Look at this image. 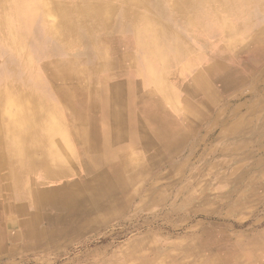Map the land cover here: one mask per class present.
I'll return each mask as SVG.
<instances>
[{
    "label": "bare ground",
    "instance_id": "1",
    "mask_svg": "<svg viewBox=\"0 0 264 264\" xmlns=\"http://www.w3.org/2000/svg\"><path fill=\"white\" fill-rule=\"evenodd\" d=\"M101 2L103 15L96 7ZM144 2L90 1L86 8L88 17L72 23L69 29L75 39L70 44H60L37 32V12L25 0H7V16L14 22L17 38L4 39L2 13L5 15L6 11L0 9V95L19 98V109L16 103L12 104L15 117L8 111L1 112L4 116L0 118V133H4L2 142L8 149L6 158L25 164L21 170L9 166V173L22 171L28 177L35 171L43 182L39 186L52 183L46 191L37 193L33 203L50 206L52 202V209L59 212L52 218L56 225L52 229L53 238L64 234L66 228L77 232L98 222V218L83 222L71 220V215L90 211H109L111 217L117 215L114 210L123 206L121 200L128 190L121 179L122 165L132 160L125 154L129 146H137L145 156H142L145 166L136 173L135 181L177 155L183 138L174 139L170 144L157 143L164 139L157 129L167 109L180 114L179 83L186 81L193 87L204 76L209 83L219 81L223 83L222 90H230L244 83H255V68L264 62V52L252 50L256 44L250 42H246L250 51L245 44L242 56L239 53L224 56L226 50L243 44L246 37L244 24L230 20L237 15V0H161L163 6L159 0H150L148 7ZM245 4L254 13L255 24L264 19L260 12V7L264 11V0H245ZM118 8L120 12L113 16ZM208 49L219 57L208 61L210 65L204 70H198L199 60H205L202 53ZM114 70L117 74L109 78L112 81L92 78V73L98 77L101 72ZM57 80L63 83L55 87L53 82ZM136 82L134 91L129 83ZM141 83L150 95L142 93ZM206 89L205 95L202 92L193 98L195 102L202 101L188 115L194 121L210 117L213 107L221 102L215 90ZM150 91L152 94L157 91V97L151 96ZM53 109L61 116L55 119L58 121L52 117ZM222 114V111L215 113L217 124ZM22 126L37 134L31 141H25L26 151L16 148ZM55 127L65 130L62 137L57 135L60 130ZM193 127V122H188L184 131H192ZM235 129L232 125L223 131ZM149 144L154 146L150 151ZM35 150L39 151L38 158ZM26 161L35 163L34 167L26 165ZM61 164L62 167H57ZM65 175L87 179L85 188L67 181L58 184ZM24 186L21 194L31 192L26 182ZM142 190L135 188L128 192V199ZM145 192L148 197L141 199L140 206L152 198L151 192ZM36 238L34 235L32 239L36 242Z\"/></svg>",
    "mask_w": 264,
    "mask_h": 264
},
{
    "label": "rangeland",
    "instance_id": "2",
    "mask_svg": "<svg viewBox=\"0 0 264 264\" xmlns=\"http://www.w3.org/2000/svg\"><path fill=\"white\" fill-rule=\"evenodd\" d=\"M25 1L36 10L37 0ZM90 1L93 0L83 2ZM59 2L68 7L75 3L74 0ZM71 25L67 20L52 18V39L60 44L73 42L75 39L69 34ZM202 57L205 59L202 64H206L219 56L208 49ZM255 70V83L225 91L223 83H209L203 75L193 87L186 81L179 83L180 114L167 109L157 129L164 138L157 143L170 144L183 138L177 155L135 181L136 173L145 166L144 155L137 146H129L125 154L132 160L127 162L130 165H122L121 179L128 190L121 200L123 206L114 210L115 217L109 216V211L71 215V220L98 218V222L77 232L66 228L64 234L43 244L46 249L1 255L0 264H264V64ZM115 71L101 72L98 77L92 73V78L109 82L117 74ZM53 83L56 87L63 82ZM137 83H129L130 88L136 91ZM208 87L210 92L215 90L220 95L221 102L213 107L210 117L194 121L188 115L194 111V105L197 107L202 102L193 98ZM140 88L143 94L150 95L145 84L141 83ZM156 92H151V96L157 97ZM161 104L169 108L168 104ZM218 111L223 114L217 124L214 118ZM52 117L61 118L54 109ZM188 122L194 124L192 131H184ZM232 125L236 126L235 130L223 131ZM55 128L62 137L65 130ZM150 145L149 151L154 148ZM65 181L85 188L87 179L65 175L57 183ZM135 188L151 192L152 198L145 206H140L141 199L148 197L144 190L128 199V192ZM58 213L52 209V218ZM54 228L56 225L52 223Z\"/></svg>",
    "mask_w": 264,
    "mask_h": 264
},
{
    "label": "crops",
    "instance_id": "3",
    "mask_svg": "<svg viewBox=\"0 0 264 264\" xmlns=\"http://www.w3.org/2000/svg\"><path fill=\"white\" fill-rule=\"evenodd\" d=\"M61 0H37L36 5V14L37 22L36 27L38 28L37 32L43 33L48 39H52V18L58 17L60 21L67 20L69 23H77L80 19L83 21L88 17L86 14V8L88 3H84V0H74L72 6L68 7L66 4L59 2ZM160 5L163 6L161 0H159ZM150 3V0H145L144 4L147 5ZM238 4L236 6L237 15L232 17L230 20L237 21L239 20L240 24H244L243 28L245 30L246 37L243 41V44H240L239 47L232 48L231 51L226 50L224 56L229 54L230 56L239 53L243 55V47L245 44L247 50L250 51L249 45L246 42L255 43L256 48L253 47L252 50H260L264 52V19L255 24V18L251 8L246 6L245 0H237L235 2ZM99 5V4H97ZM7 0H0V9H4L6 14L2 13V18L5 22L2 21V31L3 38L7 40H13L17 38V32L13 28V21H9V16H7L8 8ZM97 7V12L104 14L103 4L100 3ZM70 8V9H69ZM261 8V13L264 14V11ZM70 10V12H69ZM260 10V9H259ZM251 11V12H250ZM120 12V8L113 13V16H116ZM235 18V19H234ZM15 23H19V19L15 20ZM5 33V34H4ZM221 36V35H220ZM209 48V47H208ZM20 49V48H19ZM210 49V48H209ZM241 52V53H240ZM203 60L200 59L197 69L204 70L207 66L210 65V62L202 64ZM264 64V62H263ZM197 71V70H196ZM17 96L13 95L6 97L0 95V118L1 112L8 111L11 113V117H15V107L12 105L16 103L17 105ZM10 100V101H9ZM9 101V102H8ZM202 102V101H199ZM18 107V105H17ZM19 109V107H18ZM28 120V119H26ZM20 138H17L16 148L17 150L26 151V142L31 141L36 137L35 131L30 130V128L22 126L19 128ZM4 133H0V256L7 255L9 253H20V254H29L32 252L40 251L46 249V246L43 245L47 240L52 239V202L49 203L50 206H36L33 201L36 198L39 191H46L47 187L39 186V182L43 183L41 179L37 178L35 171L31 176L26 177L22 171H16L9 173V169L18 168L21 170L24 167V163L18 162L15 159H11L6 155L8 149L4 141ZM26 141V142H25ZM12 146V145H11ZM20 146V147H19ZM13 147V146H12ZM19 147V148H18ZM15 149V147H14ZM29 150V149H28ZM35 156L38 158L40 155L39 151H33ZM26 165L29 167H34L30 161H26ZM23 164V165H22ZM11 166V167H9ZM7 169V171H3ZM3 171V172H2ZM28 184V190L31 192L22 193L20 191L25 190L24 183ZM3 183V185L1 184ZM4 183H7L4 185ZM15 185V186H14ZM52 185V183H49ZM48 185V186H49ZM36 191V192H34ZM52 201V199L50 200ZM34 216L33 218H31ZM49 227V228H48ZM28 233V234H27ZM12 235V236H9ZM36 235V242L32 239ZM12 238V239H11ZM16 238V239H14Z\"/></svg>",
    "mask_w": 264,
    "mask_h": 264
}]
</instances>
